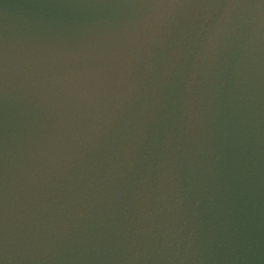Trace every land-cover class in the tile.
<instances>
[{"label": "water", "instance_id": "1", "mask_svg": "<svg viewBox=\"0 0 264 264\" xmlns=\"http://www.w3.org/2000/svg\"><path fill=\"white\" fill-rule=\"evenodd\" d=\"M0 264H264V0H0Z\"/></svg>", "mask_w": 264, "mask_h": 264}]
</instances>
